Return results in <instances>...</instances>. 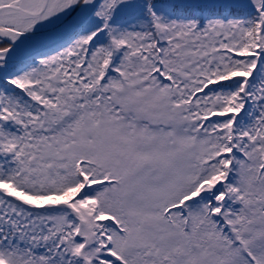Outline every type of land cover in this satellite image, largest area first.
Masks as SVG:
<instances>
[{
  "label": "snow or ice",
  "instance_id": "6c2138e0",
  "mask_svg": "<svg viewBox=\"0 0 264 264\" xmlns=\"http://www.w3.org/2000/svg\"><path fill=\"white\" fill-rule=\"evenodd\" d=\"M0 264H264V0H0Z\"/></svg>",
  "mask_w": 264,
  "mask_h": 264
}]
</instances>
